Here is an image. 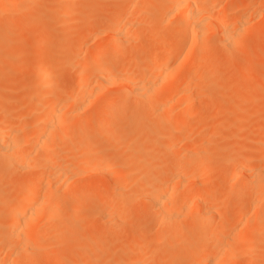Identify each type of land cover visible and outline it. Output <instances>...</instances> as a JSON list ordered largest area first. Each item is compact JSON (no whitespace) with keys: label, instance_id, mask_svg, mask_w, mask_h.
<instances>
[{"label":"bare ground","instance_id":"1","mask_svg":"<svg viewBox=\"0 0 264 264\" xmlns=\"http://www.w3.org/2000/svg\"><path fill=\"white\" fill-rule=\"evenodd\" d=\"M35 1L36 0H0V14H8L10 17L23 15L25 18H28L33 14L32 9L35 5ZM93 1L95 4L99 3L98 0ZM248 1L249 0H131L130 5L123 12V16H119V18L112 17L109 23L110 25H106L108 27L105 26L103 28L101 31L103 34L100 35L102 38L96 37L99 39H92V33L100 31V29L95 24L93 16L88 15V17H90V19L88 18L89 22L85 20L88 23H83L81 25L84 26L81 28V34L75 44L76 54L72 57L70 62L71 65L69 67L72 70V75L56 74L55 69L49 64H45L38 68L36 75L42 77L43 80L41 85L53 88L47 95V99L40 109V116L38 115L32 118L29 115H25L28 113L24 112L25 114H21L24 115L22 116L24 120L21 121L23 124H27V120L29 124L19 127L12 125L13 123L11 124L4 119L0 120V154L10 162L9 164L18 168L24 166L25 161L31 162L32 160L34 161L35 158L36 160L39 159L37 160L38 163L36 161L37 164L31 162L32 164L34 163L32 168L36 170V173L28 177L23 184L14 191V194L18 196V200L12 212L10 225L8 227H3L0 224V247H3L9 252L5 250L8 255L4 256L5 260L2 258L3 260L0 261V264H50V262L51 264H56V261H58L65 252H73L70 248L71 244L77 245L78 249H80L79 251L76 249L74 259L80 261L82 264H91L95 261V258L89 254L91 239H88L87 236H85L86 239H83V235L81 236L82 230L80 228V233L77 230V236L79 237L74 239L77 237L75 235V237L69 238V242L71 243L69 245L63 238L67 234L73 233L76 225H61L62 222L60 223L58 220L60 219L63 221V218H65V215H63V217L62 213L64 214L68 209L72 211L85 207L92 212L94 218L110 220L112 224H119L126 218L129 220L133 217L129 200L119 204L115 195L120 193L130 198L134 192L137 194L140 191L142 188L140 186L143 181L140 182L136 179V182L135 180L132 182L134 177L131 173L135 171H130L131 169H129L130 175H128V171L123 170L127 166L124 168L125 165L120 161L117 162L115 159L116 157L112 154L121 152V150H117L120 140L130 141L131 145H129L128 148H133V143H131L133 140L127 135L128 128H126L125 123L145 118L146 113L143 112L139 116L127 115V108L135 106L154 108V115L160 125L156 127H160V129H154L158 135H156L157 138L160 140V142H158L160 148H165L163 152L165 153L168 150L172 151L176 149L178 154V150L182 148V146L184 147L190 139L194 138V141H190L192 142L191 144L188 143L189 151L185 150L187 154L180 149L179 152L181 151L183 154L178 155H180L181 159L186 155L190 157L194 155V157L197 156L198 158L197 152L201 150H197V148L203 147L202 145H205L206 142L209 144L208 138L206 139L205 137L207 133L211 132V128L207 123L202 124V128L198 125L197 130L200 128L201 133L198 132L199 137H195H198V140H202L203 136V138H205V143L202 141L203 144L196 141L194 136L192 137V133H195L194 131H196V128L194 129L191 126L192 124H188V120H185L189 116H192L191 118L195 117L196 114L194 113L196 112L194 108L196 107H202L204 108L203 110H205L206 108H211L212 104L223 102L225 97L224 91H226V89L229 91L231 88L228 89L229 86L225 83L217 84L218 81L216 83L210 81L209 71L211 64L208 61L209 59L205 57L206 54H209V48L212 44L219 47L222 54L229 58L228 52L239 44L240 38L242 41L243 35L245 31H247L246 28L251 21V10L249 11V9L246 8L250 13L248 14L245 9V7L248 6ZM250 1L248 2L249 5ZM65 2L66 0L64 4H66ZM15 3H21L23 9L18 11L12 10V6ZM217 5L219 6L217 7L219 10L216 8ZM50 6L48 5L49 8ZM251 6L253 5H250V7ZM259 6L261 7V4ZM259 6L256 7V9H259V11L256 10L258 13L254 10L256 16L257 14L260 15L258 18L264 15V7L259 8ZM48 7L46 11L51 10L48 9ZM147 12H153L152 14L155 15H153L155 20V34L150 37H148L145 32L143 33L138 30L141 27L139 22L143 20L141 17ZM246 12L250 16H246ZM79 17H81V15ZM86 18L87 16L85 19ZM45 19L55 24L58 23L54 16L51 15L46 16ZM61 19L64 21L65 18L62 17ZM104 21H106V19H104ZM135 25L137 26L135 27ZM97 28L99 30H97ZM133 28L135 30L137 28V30L133 31ZM250 29L252 30V28ZM253 33L255 34V31ZM237 38H239L238 41ZM157 42L158 46L155 47ZM245 42L248 43L249 41ZM141 47L142 49L144 47L147 49L143 57V61L146 63L144 66L138 69L135 68V66L131 64L133 58L129 56V64L126 66L124 65L122 68H117L118 63L125 59V52L127 49L136 51ZM17 51L18 50L11 52L7 54V56L5 54L6 52H4V54L7 58L18 59L19 54H17ZM259 51L258 53L260 54ZM261 51L264 52V49ZM2 53L0 52V59L3 56ZM175 72L185 73V78L182 79L183 81L179 84H168L165 88L160 87L161 83L159 82L161 80H167L166 77L169 79V75L171 74L172 76V73L174 74ZM10 76L12 75H7V77ZM237 79V77L234 78V81H237ZM262 82L264 81L259 79V83ZM62 83L69 85L70 92L67 96L58 94L54 91V87L56 86L57 88V86ZM201 97L208 99L207 101H210V103H205V101H203V103L200 100ZM234 101L236 102L237 99ZM230 104L231 103H229V105ZM190 112H192L194 116L192 114L190 115ZM239 113L240 112L237 114ZM154 115H152V117ZM207 115L209 117V113H207ZM203 116L204 115H202V117ZM205 118H202V120ZM249 119L246 121H249ZM198 120L200 121V119ZM208 120L206 119L207 122ZM242 123L245 124L248 122ZM240 124L241 123H239V125ZM161 126H163V129ZM117 128H124L125 134L122 133L123 135L114 138L110 136L105 138L107 136L105 135L104 139H99V134L104 135ZM247 128L248 129L245 128V130H243L248 132L250 128ZM69 132L71 133V137L68 138L66 134ZM202 132L205 134H202ZM200 137L201 139H199ZM252 138L255 139L254 137ZM136 141L137 151L140 148V152L142 149L145 150L146 147H142V143L145 145L146 139L141 142V144H138V140ZM253 142H255V140H253ZM213 144L210 151H212V149L216 150L218 147L216 143ZM250 144L251 143H249L247 147H249L251 153L253 148H250ZM138 145L140 146L138 147ZM28 146L29 149L26 150ZM89 146L107 149L109 154L106 152L105 156H109H103L105 158L102 159L104 162L101 164L99 160L92 161V159H89L90 157L88 158V156L84 155V157H86L84 158L85 165L81 164L84 168L80 166L78 168L76 165L78 159L75 160L76 164H74L75 161L72 160L75 155L74 151H72L74 154L72 158H70L71 156L67 158L69 156L68 154L72 155L71 151L69 153L68 151H64L65 149L68 150L67 148H78L75 149L76 152H78V150L80 151L82 148V150L84 149L83 152H85V149ZM152 147L157 148L156 146ZM242 147L243 146H240L239 148L242 149ZM204 149L207 150L208 145L207 148L204 146ZM204 149H202V153H204ZM247 149H239V151H242L241 153H245L246 151L249 153ZM82 150L78 153H81ZM218 150L221 149L218 147ZM145 151L142 152L144 153ZM239 151H237L239 154L237 152L235 153L237 157L235 154L230 156L231 158L229 157L230 160H233L232 163L230 160L225 161V163H231L230 165L233 164V167L231 166V173L229 175L227 174L224 179L228 184V188L225 190L223 197L220 198L225 200V198L228 197V201H226L234 204L235 213H231L236 215L238 219L237 223L247 220L246 225L245 222H242L244 225L240 227L237 226L240 223L237 225L234 224L232 221L233 218L231 215L228 216V214L225 215V219L222 220L220 225H216V228L212 226V224L216 222L214 217L216 215H222V213L219 212V201L209 198L212 188L206 191L208 187H204V185L208 183H205V168L210 164L209 161H211V157V159H206L207 163H201L197 169L195 164L190 165L194 167V170L193 167H187L186 163L175 164L176 166H174L176 168L174 166L170 168V170L172 169L174 171L172 173L169 171L170 173L168 172L169 174H167L169 176L166 175V178L163 177L165 180L162 181L159 177L160 181L155 179L157 177H154L153 180L151 179L153 177L144 178L147 180L149 179V181L145 180L144 182H147L151 189L149 190V187L145 183L148 188H146V190L143 188L145 190L144 193L142 192L143 189L140 191L142 192L141 194H143L141 196H144L145 203H148L157 211L161 220L165 219L168 223H172V225L170 223L166 225H164V223H159L155 238L153 239V244L161 248L165 247L166 240L169 237L171 240L176 239L173 245L170 244L165 247V251L153 255L159 257V264H238L239 259L236 253L240 249L245 252L247 246V257L243 262L244 264H254L253 262L256 259V248L258 246L261 247V244L264 246V237H261L262 232H259V230L263 231L264 229V159L260 158L261 161L263 160V166L259 165V168L258 166L255 168V166V170L250 171L252 158L248 154L240 155L241 153ZM217 152H214V155ZM59 154L61 155L59 156ZM62 154L68 156L64 157ZM201 154H199V156H201ZM81 156L82 155H80V157ZM228 156L225 158H228ZM177 157L179 158V156ZM77 158H79V155ZM81 158H83V156ZM197 158L194 160H197ZM128 159L129 158H127V160ZM173 159L172 161H174ZM84 160L82 163H84ZM127 160H125L126 163ZM94 161L97 163H94ZM176 162L175 160L173 163ZM1 163L3 162L0 161V169ZM79 163L81 162L79 161ZM259 163L261 164V162ZM111 164L117 165V167L115 166L117 169L113 167L114 165L111 166ZM129 165L131 166L130 163H128V167ZM27 166L31 168L29 163ZM144 167L142 170H145L146 167ZM237 168H240L241 171L246 173V178L245 175H242L245 179L241 178L242 176L240 177L241 171L239 175L240 179L237 178V173L235 175ZM92 170L102 172L101 175L104 173L109 179L107 193L104 195L95 196L93 191L86 194L85 187H79L80 189L77 190L71 188L72 184L70 187L71 189L69 188L70 191L73 189L70 197L66 195V191V194L58 192L60 189L69 187V182L81 176H85L87 173H91L90 171ZM123 171H125V176L128 175V180L125 178ZM99 173H97V175ZM131 177L133 178L131 179ZM191 178L192 181L189 180ZM193 179L198 182H194ZM151 180L154 182V185L151 184L153 183ZM156 180H158V184H156ZM133 183L140 185L135 186ZM145 185L144 187H146ZM152 185L154 188H151ZM90 186L93 190L101 187L97 181L91 183ZM136 187H140V189L138 188L139 190H137ZM63 205L68 206V209L66 208L65 210L64 207H62ZM60 208L61 210L63 208V210L61 211ZM59 212H61V215ZM188 212L194 215L191 219L184 215V213L187 214ZM223 214H226V212ZM61 217L63 218L61 219ZM185 217L187 218L186 221L191 220L190 224L193 225V229L189 232V234L194 236V239L188 244L189 253L182 251L183 244L181 241H178L183 231L179 229L178 225L183 223ZM213 218L214 223H209V220ZM51 219L55 220L51 222ZM186 221L184 222L186 223ZM57 222L58 224H56ZM180 227L183 228L181 225ZM114 230L113 225H110L106 229H102V232L110 233ZM224 233L227 234L224 235ZM230 234L232 236H230ZM55 236L59 237L56 238ZM238 237L242 238V240L243 238H251V241L254 238V240L252 242L250 241L247 245L244 244L245 248L243 249V247L241 248L242 245L238 244L240 242L235 241L236 238L239 240ZM79 238L84 240V245L81 247L80 245L82 242ZM142 238V234L139 233L138 239L140 240ZM70 240H73L74 244ZM77 240L80 241V244L76 242ZM64 241L67 242L68 246L67 244H63ZM62 245L66 247L52 251L53 248H58ZM113 255H111V257H113ZM130 256V254L125 255L120 259L127 258V260L123 261H129L131 263L135 258L137 260H135V262L133 261L134 264H144L141 262L142 259H138L139 254L138 256L135 255L133 258L128 259ZM113 259L114 258H111L109 260L120 263V259L119 261ZM101 264L104 263L101 262Z\"/></svg>","mask_w":264,"mask_h":264},{"label":"rangeland","instance_id":"2","mask_svg":"<svg viewBox=\"0 0 264 264\" xmlns=\"http://www.w3.org/2000/svg\"><path fill=\"white\" fill-rule=\"evenodd\" d=\"M64 1L65 0H36L35 5L32 9L33 14L32 16L28 18H25L23 15H20L18 17H10L8 16V14H0V52L1 53L3 52L2 53L3 56L1 58L2 60L0 59L1 60L0 61L1 62L0 64V113H1L0 118L1 119L0 120L4 119L11 124L13 123L12 125L18 126V127L22 125L27 126L29 123L26 120L27 124H23L22 121L24 119L22 118V116L24 115H21V114H23L24 112H27L28 114H25V113L24 114L29 115L32 118L37 117L40 113V109L42 105L45 103V100L47 99V95L49 94V92L53 90V88H51L50 86L44 87L41 85L43 79L42 77H39L36 75L38 68L45 64H49L55 69L56 74H64V75L71 74L72 75V72H71L72 70L69 67L71 65L70 62L72 60V57L76 54L75 44L81 34V28H83L84 26V25L83 26L81 25L83 23L89 22L90 17H88V15L93 16V19H95V24L100 29V31L93 32L91 37H93L92 38L93 40L99 39V38H102V36L100 35L103 34L101 33L103 28L106 25H110L109 23L111 21V18L112 17L119 18V16H123V12L131 3V0H98L99 5L97 3L95 4L93 0H69V1L66 0L65 2L66 4H64ZM252 1L254 2V4ZM248 2H247L248 6H246L245 9L248 8L249 11L251 10V14H250L248 9H246L248 14H250L251 16L248 15L247 12H246V16L248 15L251 17L250 22L252 24L249 22L248 26L249 25L250 26L252 25V26L251 27L247 26L246 28L247 31H245L242 41H241V38L240 40L239 38H237V41L239 40L238 42L239 44L234 46L232 48L233 50L230 49V52H228L229 58L225 57L222 54V51L219 47H217L216 45H212V44H211V47L209 48V54H206V57H205L209 59L207 60L211 64V68L209 71L210 81H212L213 83H216L218 81L217 84L225 83L226 85L229 86L228 89L230 87L231 88L229 89V91H227V89L226 91H224L225 97H224L223 102L212 104L211 106L212 109L206 108L205 110H203L204 108L202 107H196L194 108L196 112L194 114L197 115L199 113L197 115L198 118L195 115V117L191 118L192 116L191 117L189 116L191 119L188 117L185 120V121L188 120V124L190 125L192 124L191 126L194 129L196 128L195 129L196 131H194L195 133H192V137L198 136V132H200V128L198 129L199 131L197 130L198 125H200L202 128V124L207 123L209 127L211 128V132L209 133L206 132L207 134L205 138L206 139L208 138L207 140L209 141V144L211 146L207 144V142L205 143V138H203V136H202V140H198V137H199L198 136V137H195L196 141H199L200 143L204 142L205 145L201 144L203 147H200L201 149L197 148V150L199 149L202 151V149H204V146L205 148H207V145H208V149L207 150L204 149L205 150L204 153H202L201 151L197 152L198 158L197 156L194 157V155H192L191 157L186 155L184 156V158L182 159L180 158V155L183 154L182 153L183 151L185 150L189 151L188 143L191 144L192 142L190 141L191 140L194 141V138L190 139V141L187 142L184 147L182 146V148H180L179 146L181 151L183 150L182 152L181 151L179 152L180 149L178 150V154L180 155L177 154L176 149L172 151L168 150L164 153L163 150L165 148H160L159 146L160 144L158 143L160 142V140L157 138L158 135L155 132V129H158V128L160 129V127L156 128L157 126H160V125L156 119V116L154 115V112H153L154 108H147V107L142 108L141 106H135V107L126 109L127 115L139 116L141 113L145 112L146 117L141 118V119H136L135 121H132L130 123L128 122L125 123L126 128H128L127 135H129L130 138H132L133 140L131 142L133 143L132 144L133 148H128L129 145H131L130 141L120 140L118 143L119 148H117V150L118 151L121 150V152H115L112 154L113 156L116 157L115 159L117 160V162L120 161L125 165L124 168L127 166L123 170L128 171L129 169H131L130 171H135L131 173V175L134 177V178L131 177V179L133 178L132 182H134V180L135 182L137 180H139L140 182L143 181L140 187H142L141 189L145 188V190L149 186L147 182H144L145 180H147L144 178L153 177L151 178L153 180L154 177H157L155 179L159 180L160 178L162 181V180H165L163 177H165L170 172L172 173L174 171L172 169L170 170V168H172L175 164L177 165L179 163H186L187 167H191V168L193 166H190V165L195 164L196 169H197L199 168L201 163L206 162V159L208 160L212 158L211 161H209L210 164H208V166L205 168V171H206L205 172V183L207 182L208 183L205 184L204 187L206 186L208 187L206 191L212 188L213 190L211 189L209 198L212 200L214 199L216 201H219V205H220L219 212H221L222 215H216L214 217L216 221L215 223H214V218L212 219L213 221L210 219L211 222L209 220V223L211 224L212 222L214 223L212 224V226L215 228H216V225L221 224L222 220L225 219V215L227 214L228 216L231 215V217L233 218L232 221L234 224L237 225L240 223L239 225H237L239 227L244 225L242 222H245V225H246V221H247V220H243L237 223L238 219L236 215H233L235 213L234 204L232 202H227L228 197L225 198V200L220 198V197H223L225 190L228 188V184L224 181V179L227 174L229 175L231 173V166L233 167V164L230 165L233 162V160H230L231 158L230 156H232L237 151H239V149L246 150L248 148L247 150H249V147L247 146L249 145V143H251L250 148H253V151H251V153H250V150H249V153L247 151L245 153H241L242 151H239L241 153L240 155L248 154L252 158V163L250 165V171L255 170L254 169L255 166H256L255 168H257V166L259 168V165L263 166L262 165L263 160L261 161V159H264V112H262L264 111V82L259 83V79H262L264 81V78H263L264 77L263 75L264 74L263 73L264 72L263 71L264 70V52L261 51L264 49V15L258 18L260 15L257 14L256 16L255 12H257L256 10L259 11V9L258 8L256 9V7H258L260 4H261V7L259 6V8L264 7V4H263L264 0H262V2L261 0H251L250 5H253L251 7ZM48 5L49 6L52 5V6H50L49 8ZM47 7L48 9H51V10L46 11ZM217 7L219 6L217 5L216 8ZM20 9H23L21 3H15L12 6V10L18 11ZM45 11H46V14H45ZM152 13L147 12L143 16L141 15L142 16L141 18L143 19L139 22V25H141V27L137 24L140 27L138 30L143 33L145 32L148 37L155 34L154 33L155 32V24H154L155 20L153 18L154 14ZM45 15L54 16L56 22L58 23L55 24L52 21H47L45 19L46 17ZM80 15L82 18L79 17ZM84 16L85 17L87 16V18L85 19ZM62 17L65 18L64 21L61 19ZM83 19L84 21L88 20V22L86 21L84 22ZM104 19H106V21H104ZM91 20H92V17H91ZM137 25H135V27ZM98 28L97 30H99ZM250 28H252V30ZM136 30L133 28V31H136ZM254 31H255V34L253 33ZM249 36L251 37V39ZM96 37H99V38H96ZM245 41H249V42L246 43ZM156 46H158V42L155 44V47ZM16 50H18L17 54H19L18 59H10L6 57L7 54L14 52ZM146 50L147 49L145 47L143 49L141 47L140 49L136 51H130L129 49H127L125 52L126 53L125 59L120 61L121 63L120 62L118 63L117 68L119 69V68H122L124 65L125 66L128 65L129 56L133 58V62L131 64L135 66V68L137 69L141 68L142 66L146 64L143 61V57L145 53L147 52ZM258 51L260 52V54L258 53ZM4 52H6L5 53L6 56ZM230 53H233V54H230ZM7 75L8 76L12 75V76L7 77ZM236 77L238 79L237 81H234V78ZM93 78L92 80L94 81ZM166 78H167V80L165 79L166 81L163 79L165 82L162 80L159 82L161 83L160 87L165 88L166 86H168V84L181 83L183 81L182 79L185 78V73L175 72L174 74L172 73V76L171 74L169 75V79L168 77ZM27 82H30V83H27ZM54 88H55L54 91L56 93L62 94L65 96H67L70 92L69 85L66 83H62L59 86H57V88L56 86ZM233 99L234 100L237 99V101L235 102ZM200 100L202 102L205 101V103H210V101H207L208 99H205L202 97ZM211 103H214V102H211ZM229 103L231 104L229 105ZM199 110L200 111L202 110V111L200 112ZM238 112L240 113L237 114ZM201 113L207 118H205L204 116L202 117ZM207 113H209V117ZM4 114H7L8 116ZM191 114L194 116L192 112H190V115ZM152 115H154L155 117L154 116L152 117ZM202 118H205L203 119L204 121L202 120ZM198 119H200V121ZM206 119L207 120L209 119L208 122L206 121ZM248 119L249 121H246ZM212 122H213V125H212ZM242 122H248L249 124L248 123L244 124ZM239 123L241 124L239 125ZM162 127L163 126H161V128ZM247 127L250 128L248 132L244 131L245 128L248 129ZM240 129L241 130L244 129L243 130L244 132L241 131ZM122 133L125 134V129L117 128L115 130L109 131L108 133H105L104 135L99 134L98 137L99 139H104L105 135H107L105 138H108V136L114 138V137L123 135ZM126 133H127V130H126ZM203 133L204 132H202V134ZM66 135H68L67 136L68 138L71 137L70 132L67 133ZM259 136H260V139H259ZM252 137H254L255 139H253ZM256 138H257V141H256ZM199 139H201V137ZM136 140H138V144H141V142L143 141L147 143V146H146V143L145 145L144 143H142V147H146L145 148L146 151L142 149V151H145L144 153L142 151L140 152L141 148L138 149L137 151L136 149L137 145L135 144L137 143ZM253 140H255V142H253ZM211 143L212 144L216 143V146L218 145V147L221 150H218V147H217L216 150L214 149L215 151L212 149L213 151L212 153V151H210V148H212ZM139 146L140 145H138V147ZM152 146H156L157 148H153ZM240 146H243L242 149L239 148ZM221 147H224V148H221ZM83 148H86V147H83ZM27 149H29V146L26 148V150ZM67 149L68 150L65 149L64 151H68V153L70 151L71 152L74 151L76 156L73 154V152H72V155L68 154L69 156L68 155L64 156L65 152H64V155L63 154L62 155L64 157L68 156L67 158H69L70 156H71L70 158H72V156L74 155L72 160L75 161L78 159L77 164H76V161L74 162V164H76L78 168L79 166L84 168L83 166H81V164L85 165L84 158L86 157H84V155L88 156V158L90 157L89 159H92V161L99 160V162H101L102 164V162H104L102 159L107 156V155L105 156L106 152L109 154L107 149L99 148L97 146H93V147L89 146L85 149V152H83L84 149L82 150L81 148L80 151L82 150L81 153L83 154L78 153L80 152L79 150L78 152H76L75 149H78V148H73V149L67 148ZM186 151L185 153L187 154ZM214 152H217V153H215L214 155ZM199 154H201V156H199ZM60 155L61 154H59V156ZM78 155L81 160L82 159L84 160V163H82L83 160L81 161L79 158H77ZM80 155H82L83 158H81L82 156L80 157ZM176 155L179 156L181 161ZM226 156H228V158H225ZM174 157H177V158L173 159ZM127 158H129L128 159L129 161L127 160ZM195 158H197V160H194ZM124 159L127 160V163ZM170 159L171 161L172 159L174 161L171 162ZM37 160L35 158V160L34 161L32 160L31 162L36 163ZM175 160L177 162L173 163L175 162ZM229 160L231 161V163L229 162L225 163V161H229ZM0 161L3 162L1 163V169H0V224L3 227H8L10 225V220L12 219V212L15 209V206H16L15 204L18 200V196L14 194V191L17 188H19L28 177H30L31 175H34L36 173V170H33L32 168L34 163L32 164L31 162H28V161H25L26 166L29 163L31 168H28V166L26 167L25 163H24L25 167L22 166V167L15 168L11 166L9 164L10 162H8L7 159L3 157L1 154H0ZM79 161L81 163H79ZM96 161H94V163ZM147 161L149 162V165ZM259 162H261V164ZM128 163H130L131 166L129 165L128 167ZM263 164H264V161H263ZM113 165L111 164V166ZM115 166L117 167V165H114L113 167ZM143 167L145 168V170H142ZM193 170H194V167H193ZM263 170H264V166H263ZM96 171L98 170H92L90 171L91 173H87V175L81 176L78 179H76L77 181L74 180V181L69 182V187L60 189L58 190V192H62L64 194H66L67 192L66 195L70 197V195L72 194L71 192L73 191V189L70 191L71 188L78 190L80 189L79 187H85V189L87 190V191L85 190L86 194L93 191L95 196L96 195L101 196L102 194L104 195L105 193H107V189H108L107 186L109 185L108 184L109 179L107 176H105L104 173L101 175L102 172L100 171L96 172ZM189 171H190V168H189ZM240 171H241L240 168H237V171L235 172V175L237 173V176H238L237 178L240 179L242 175H245V178H246V173L241 171V175H240ZM97 173L99 174L97 175ZM123 174L125 176V171H123ZM128 175H130V173ZM127 176H125L126 179L128 178ZM241 178H244V176H242ZM158 180L155 181L156 184H158L157 183ZM189 180L192 181V178ZM96 181L99 182L102 188L99 187L93 190L90 184ZM147 181H149V179ZM194 182H198V181L194 180ZM145 183L148 187L145 185ZM71 184H72V187H71ZM151 184L154 185V182ZM134 185L138 186L140 184L138 185L134 184ZM144 185L146 187H144ZM153 185L151 188H154ZM140 187L138 188L140 189ZM67 188L70 191V193L67 190ZM138 188L136 187L137 190H139ZM148 189L151 190L150 187ZM145 190L143 189L142 192L144 193ZM140 191L137 194L134 192V194H132L130 198L127 197L125 194L119 193L115 195V197L117 198L116 200H118L119 204L129 200L131 204V212L133 213V217L131 219L128 220L126 218L123 222L119 224H112L110 220L94 218L93 217L94 215L92 214V212L85 207L78 209V210L71 211L68 209V206L63 205L62 207H64L65 210L67 208L68 211L66 210L64 214L62 213V216L65 215V218H63L64 216L61 217V219L63 218V221L59 219L58 222L60 223L62 222L63 224L61 223V225H65V224L66 225L67 224L76 225L74 232L71 234H67L63 239L67 241L68 244L70 245L71 243L69 242V238H72L73 236L75 237V235L77 236V230L79 232L81 228L82 230L81 236L83 235V239H86L85 236H87L88 239H91V245H90L91 248H89V254H91L95 258L94 259L95 261L92 262L91 264L93 263L101 264V262H103L104 264H134L135 260H137L135 258L134 260H132V262L134 261L133 263L132 262L130 263L129 261H125V262L123 261V260H127V258L120 259L121 257L125 255H129V254L131 256L128 257V259L133 258L135 255L138 256L139 254L138 259H142L141 261L142 263L159 264L160 263L159 257L157 255L155 256L153 255L156 253H159V252L161 253L162 251H165V247L170 244L173 245L176 239L171 240V238L169 237L166 240L165 247H161V248L153 244V239L155 238V233L157 231V226L159 225V223L161 224L164 223V225H166V224H169L170 222L168 223V221L165 219L161 220V217H159V215L157 214V211L154 208H152L148 203H145L144 198H143L144 196L143 197L141 196L143 194H141L142 192ZM226 203H230V204H226ZM224 212H226V214H223ZM231 212H233V214ZM59 213L61 215V212ZM188 213L187 214L184 213V215L186 217L188 216V218L191 219L194 216L192 214L193 212L189 214ZM57 215L60 216L59 214ZM186 217L184 221H186L187 219ZM55 219L53 220L51 219L50 221L53 222ZM184 221L183 223L180 224L181 226H183L184 229L181 228L180 225H178L179 229L183 230L181 238L178 239V241L179 242L181 241V243L183 244L182 251L185 253H189L190 250L188 249L189 248L188 244L194 239V236L192 234H189V232L191 231V229H193V225L190 224L191 220L190 221L187 220L186 223ZM58 222L56 224H58ZM170 224L172 225V223ZM110 225H113V228L115 230L111 231L110 233H103L102 229H106ZM259 232H262L261 237H264V229L263 231L259 230ZM139 233H141L143 236V238L140 240L138 239ZM225 234L227 233H224V235ZM230 236L232 235L230 234ZM78 237L79 236L75 237L74 239H77ZM238 238L239 240L236 238L237 240L235 239V241L240 242L238 244L242 245L241 248L243 247V249L245 248L244 244L247 245L251 241L250 240L251 238H243V240L240 237ZM79 239L82 242L80 245L81 247L82 245H84L83 244L84 240H81L82 238H79ZM65 241L63 244H67V242ZM70 241H72L73 243V240H70ZM80 241L77 240L76 242H79L80 244ZM262 246L263 245L261 244V247L258 246L255 250L256 251L255 257L256 259L257 258L258 259L257 260L255 259V261L253 262L254 264H264V246L263 247ZM64 247L66 246L62 245L61 247L53 248L54 250L52 249V251H56V249L60 250V249H63ZM70 248L73 250V252L72 251H70L69 253L65 252V254L62 257H60L58 261H56V264H82L80 261H77L76 259H74V253L76 252V249L78 251L80 250L78 249V246L75 244L74 245L71 244ZM246 248H245V252L242 251V249H240L237 252L238 254L236 253V256H238V259H239L238 264H244L243 261L247 257ZM5 250L6 249H4L3 247L2 248L0 247V261L3 260L2 258H4L5 260L4 256L8 255L6 254L7 250L6 251ZM111 255H113V257H111ZM110 257L117 259L118 261L120 259V263L114 262L112 260L110 261L109 260L111 259Z\"/></svg>","mask_w":264,"mask_h":264}]
</instances>
